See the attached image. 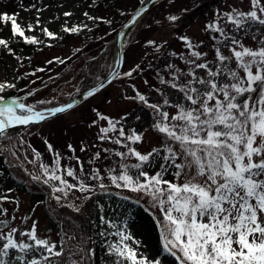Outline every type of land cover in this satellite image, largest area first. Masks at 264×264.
I'll list each match as a JSON object with an SVG mask.
<instances>
[{"label": "snow or ice", "instance_id": "1", "mask_svg": "<svg viewBox=\"0 0 264 264\" xmlns=\"http://www.w3.org/2000/svg\"><path fill=\"white\" fill-rule=\"evenodd\" d=\"M250 4L248 12L233 9L220 14L221 19L233 26L231 35L219 19L206 25L208 30L219 33V37L213 36L217 41L214 61L208 62L207 54L198 51V46L190 38L181 37L188 55L179 54V58L187 70L169 63L165 66L168 78L158 73L159 83L164 86L163 89H154L160 97L159 102H150V98L138 90L134 96L126 97L151 109V127L162 138L160 147L141 153L131 145L141 143L143 133L135 129L126 133L120 121L99 116L107 121V126L100 128L98 139L109 140L126 149L113 153L120 157V170L117 174L116 168L108 169L107 179L116 188L141 192L151 199L153 207L162 213L160 238L163 248L175 257L178 264H264V3L250 0ZM64 16L69 17L71 13L65 12ZM168 19L175 22L178 17ZM0 21L10 22L13 35L22 37L26 43H39L35 36H25L16 14L0 13ZM36 23L39 25V17ZM254 26L257 31L252 38L259 37L255 49L245 46L236 35L240 32L247 35ZM28 30H33L32 24L28 25ZM63 30L76 33L81 26ZM42 31L47 37L56 38V34L47 28ZM148 43L155 45L154 41ZM0 46L8 47L7 41L0 39ZM156 47L159 50L160 46ZM222 48H228L230 55H224ZM233 61L235 67H231ZM138 68L139 65L123 75L131 77ZM14 87V84L0 83V93ZM102 87L103 83L99 85ZM99 88L90 89L86 96H92ZM133 88L135 90V86ZM253 94H256L255 100ZM73 106L68 103L39 109L36 104H25L19 98L6 100L0 95V137H5L9 129L39 124ZM110 133L117 135L113 138ZM48 148L51 151L52 146L49 144ZM109 151L105 149V152ZM129 158H135L137 162L124 163ZM60 159L57 153L53 167L41 164L42 176L32 179L42 181L54 193L63 196L72 189L81 193L92 192L95 187L106 189L105 177L99 169H92L85 176L83 163L77 158L81 174L78 175L72 167L61 168ZM157 164L159 170L153 172ZM185 169L195 171L180 184L176 181L185 175ZM167 175L174 179L168 180ZM66 177L77 182L70 183ZM87 180L97 184L90 185ZM54 181L59 182L58 185H53ZM61 198L55 196L58 202ZM5 199L7 197H0V201ZM68 207L80 211L73 205ZM6 212L0 208V216ZM101 222L116 227L103 217ZM9 225V220L0 219V264H88L82 249L79 250L80 261L72 258L75 254L67 248V242L75 241L73 236L65 234L66 238H62L57 250L56 243L37 236L35 221L27 231ZM17 233L21 237L19 240ZM110 234L119 237L108 245V254L116 257L114 264H160L131 247L127 241L132 240L137 246L140 242L125 229L117 228ZM37 252L39 256L33 255ZM94 254L93 250H88L89 258Z\"/></svg>", "mask_w": 264, "mask_h": 264}, {"label": "rangeland", "instance_id": "2", "mask_svg": "<svg viewBox=\"0 0 264 264\" xmlns=\"http://www.w3.org/2000/svg\"><path fill=\"white\" fill-rule=\"evenodd\" d=\"M202 1L206 0H167L164 3L161 2L155 12L162 17L163 23L156 29L151 28L146 31H142L141 24L127 36L125 40L127 46L126 57L118 78H115L104 88L96 91L92 96L67 112L51 117L39 124H31L18 131L19 133L7 144L8 153L10 154L9 159H1L2 161H0V197H7V199L0 201V208L7 210L5 215L0 216V219L9 220V227H15L20 231L30 230L33 221H35L37 236L56 243L57 250L59 249L61 242L59 229L57 224L48 216L44 205L34 199V192L38 190V186L32 179L34 176H42L41 164L49 167L54 166V157L57 153L61 158V168L72 167L78 175H81L80 164L77 162L78 158L83 163L85 176L92 169H99L101 175L105 177L103 180L106 185L105 190L95 187L92 192L88 193H81L72 189L69 190L67 196H63L61 193H54L49 186L54 197H62L59 202L57 201L58 205L71 212L78 221L85 222L87 219L92 220L93 217L95 218V203H99L100 194L103 197L104 194L114 195L116 200L124 197L136 200L142 198L144 193L130 191L126 188H116L107 179L108 169L116 168L117 174L120 170V157L115 156L113 153L115 151H126V149L113 144L109 140L101 141L98 139L100 128L107 126V121L99 119V116L103 115L120 121L126 133H131L133 129L138 133H143V141L131 145L141 153H147L152 148L161 146V136L151 127L153 123L151 109H146L138 101L126 97L134 96L136 90H138L149 97L150 102H159L160 97L154 91L155 87L152 86L159 83L156 77L159 71L141 70L154 59H161V53L176 29L177 25L173 24H179L180 22L178 19L172 22L168 19L170 15L167 14L178 12L182 7H190L198 2L204 3ZM261 2L264 3V0H261ZM122 5L124 8L115 9L110 3L104 13L108 18L110 15L112 16L111 23L104 27V33L109 42L114 38L115 25L119 21L120 15H122L119 10L126 9L128 14L133 6L132 4L128 7L129 3ZM129 8L130 10H127ZM214 9L209 10L208 14L197 16L185 31V36L190 38L193 44H198L199 48L197 50L207 54L206 59L208 62L215 60L214 45L217 41L214 45H209L205 41L208 35L206 25L219 19L225 30L231 35L234 33L233 26L229 25L225 19H221L220 14L233 9L248 12L251 9V4L250 0H223L215 11ZM65 12L71 13V16L65 17ZM0 13L16 14L17 23L24 29L25 36H35L39 41L37 44H32L36 51L33 55L26 53L27 50L21 46L14 53L11 52L10 44L14 42L18 35H13L10 22L0 21V39H4L8 43V47L0 46V83L7 82L15 85L14 88L5 89L0 95L5 98H19L25 104H36L38 106L56 99L63 102L84 90L81 87V75L78 74V70L85 65L83 73L87 72L89 75V66L93 63V58L85 61L79 59L76 55L69 61L67 59L68 51L76 45L77 39L73 38L74 35L69 37L74 33L65 32L63 29L65 27L81 26L80 31L89 33L96 27L100 16L99 12L89 7L87 0H0ZM85 13L88 16H85ZM38 17L39 25L36 23ZM88 17L96 19L93 20ZM29 24L33 25L31 31L28 30ZM84 25H87V27H83ZM43 28H47L56 34V38L47 37L42 31ZM256 31L257 28L254 26L247 35L243 32L236 33V35L245 46L255 49L259 45V37L256 40L252 38ZM18 38L24 40L22 37L18 36ZM149 41H154L155 45L149 44ZM202 42L204 43L202 44ZM156 46H160L159 50ZM109 50L111 51L110 55H108ZM222 52L226 56L230 55L228 48H222ZM114 53L115 44H112L104 53L100 52L98 54V64L102 65L106 72L110 70L114 63ZM60 54L63 56V62L58 63L54 59ZM49 61H52V63H48ZM67 62L68 64L65 66ZM179 63L181 64V61ZM51 65L56 66L50 70L54 72L53 75L48 77L47 74L42 72H45V69ZM138 65L139 68L133 72L131 77L123 75V73L136 69ZM62 66L64 67L62 68ZM231 67H235V62L231 64ZM37 69L44 70L37 71ZM200 74L203 75V73ZM104 76L99 67L93 75V82L101 80ZM20 77L23 78L21 81ZM130 81L132 82L129 83ZM133 86H135V90ZM29 92L32 94L28 95ZM39 101L45 103L39 104ZM48 107L52 106H43L40 109ZM169 111L174 112L175 109H169ZM137 117H140V119L138 120ZM93 121L96 123H93ZM117 127H120V125H117ZM109 135L115 138L117 134L110 133ZM1 139L2 137H0V156L5 153V147L2 146ZM49 144L52 146L51 151L48 148ZM69 145H71V148H69ZM82 148L83 151H81ZM105 149L110 151L105 152ZM37 153L39 154L38 157ZM97 153L100 154L99 157L96 156ZM10 158L19 163L20 166L11 162ZM136 162L135 158L124 161L129 165ZM155 170H159L158 164L153 172ZM194 171V169L191 172L185 169V175H182L176 182L184 183L185 179L190 178ZM66 178L70 183L77 182L71 177ZM166 178L168 180L174 179L172 175H167ZM86 182L90 185L97 184L96 181L91 180ZM52 183L58 185L59 182L54 181ZM85 196L91 198L85 199ZM68 205L78 207L80 211L76 212ZM114 208H117L116 204L107 207L105 212L107 218H114ZM13 216L15 217L14 220L12 219ZM25 217L27 219H24ZM160 221H162V213L158 208L153 207L150 200L147 208L137 212L136 215L122 213L112 223L116 227H111L110 233H115L117 228L125 229L136 241L140 242L137 246L132 240L127 241L131 247L137 248L139 254L146 256L150 261L158 260L160 264H178L175 257L163 248L160 238ZM90 224L93 225L89 221V228H86L87 237L90 239L88 250H93L90 235L92 226ZM4 230L7 231L8 229ZM16 238L17 240L21 239L19 233H17ZM23 239L27 240V237H23ZM117 240H119L118 236L110 234L109 241H111V244ZM67 248L75 254L72 258L80 261L71 247L67 245ZM13 255H15V252H13ZM33 255L39 256V253H33Z\"/></svg>", "mask_w": 264, "mask_h": 264}, {"label": "trees", "instance_id": "3", "mask_svg": "<svg viewBox=\"0 0 264 264\" xmlns=\"http://www.w3.org/2000/svg\"><path fill=\"white\" fill-rule=\"evenodd\" d=\"M89 7H92L94 10L99 12V20L96 25V27L90 31L89 33L85 31H78L77 33H74L70 35L69 37H74L77 39L76 45H74L71 49L68 51L67 59L70 61L74 56L77 55L79 59L83 60H90L93 58V63L91 66H89L90 74L83 73L82 66L78 71V74L81 75V87L86 89L93 83V75L96 73L97 69L100 67V72H102L104 75H106L108 72H106V69L102 67V65L98 64V54L103 50V48L108 43V39L105 36L104 33V27L105 25H109L112 20V16L110 15L109 18L104 13L106 12V8L109 6L110 3H112V7L115 9H122L124 6L122 4L129 3L128 7H130L132 4L131 11L127 14L126 9L119 10V12L122 14L120 15L119 21L115 25V33L118 31V29L129 19L131 14L134 12V10L138 7V5L143 0H87ZM167 0L161 1L162 3L166 2ZM132 2V4H131ZM155 4L151 8L147 10V12L142 16V18L137 21L134 28L131 32L135 31V28L139 27L141 24L142 31L150 30L151 28H157L159 25L163 23V19L160 15L156 14L155 11H157L158 6L160 3ZM204 3L198 2L190 7H182L180 11L178 12H170L167 15L170 16H177L178 20H180L179 24H173L177 25L175 31L172 34L171 40L167 43L164 50L161 53V59L156 58L152 62H149L148 65L143 68L141 71H155L158 70L160 74L164 75L165 78H168L167 72H165V66L169 63H172L176 65L177 67L187 70L186 65L184 64L183 60L179 58V54H183L185 56L188 55V50L185 46V43L183 40H181V37L185 36V31L189 27V24L199 15H205L209 13V10L213 8H217L223 0H206L202 1ZM210 8V9H209ZM214 9V11H215ZM127 10H130L127 9ZM173 22V21H172ZM112 29V30H114ZM207 37L205 38V41L209 45H214L216 40L213 39V36L219 37V33H214L207 29ZM76 34V35H75ZM79 36V37H76ZM68 37V38H69ZM204 42H202L203 44ZM21 46L23 49H26V53H31L32 55L36 52L35 48L32 44L26 43L24 40H21L18 38V36L15 38L14 42L10 44V51L15 52V50L18 49V47ZM198 46V44H197ZM199 48V46H198ZM197 48V49H198ZM126 51L127 46H125L124 51V61L126 57ZM172 53H176V56L171 55ZM111 54V51L109 50L108 55ZM59 58V59H56ZM54 59V61L61 63L63 61V56L58 55ZM181 61V64L179 61ZM234 62V61H233ZM232 62V63H233ZM68 64L65 63V66ZM56 65H51L49 68L45 69V72H42L44 74H47L48 77L53 75V71H50L51 69H54ZM64 66H62L63 68ZM82 69V70H81ZM121 74V73H120ZM119 74V75H120ZM156 77L159 80L158 75ZM118 78V76L116 77ZM23 78L20 77V81ZM130 81L129 83H131ZM155 88H161L163 89V85L160 83L153 84ZM254 98L256 99V94H254ZM253 98V99H254ZM254 99V100H255ZM51 103L45 104V105H38V108H42L43 106H55L60 103L59 99L56 100H50ZM17 133H11L4 137V140L6 143H9L11 139L18 134ZM5 156L2 154L0 156V161L4 160ZM2 159V160H1ZM35 184L38 186V190L34 192V199H37V201H40L48 214V216L57 224V227L59 229V233L62 238H66L65 234H68L70 236L75 237V241H69L67 242V245L71 247L72 251H74L79 259H81L79 255V250L84 248V251L86 252L85 259L88 261V264H114L116 257L110 256L108 254V245L111 244V241H109L110 237V229L108 223H102L101 217L104 218L105 221H111L112 223L121 216L122 213H130L136 215L137 212L141 211L144 208H147L148 204L150 203V198L143 194L142 198L139 200L132 199V198H121L119 200L114 199V195H106L104 194V197L102 194L99 196V203H95V212L92 220H85V222L78 221L71 212H68L63 208V206H59L57 203V200L55 199L54 195L52 194V191L49 187V185L44 184L42 181H35ZM24 188V186H22ZM115 201V202H114ZM117 205V208H114V218L112 217H106L105 212L107 210V207L109 205ZM89 221L92 222L93 225L91 228V239L93 244V251L94 256H91L89 258L88 255V244L90 243L89 237H87V229L89 228ZM100 233H105V235H100ZM77 245H79V249L77 248ZM72 253V252H71ZM92 261V263H91Z\"/></svg>", "mask_w": 264, "mask_h": 264}, {"label": "water", "instance_id": "4", "mask_svg": "<svg viewBox=\"0 0 264 264\" xmlns=\"http://www.w3.org/2000/svg\"><path fill=\"white\" fill-rule=\"evenodd\" d=\"M159 1H161V0H144L138 6V8L135 10V12L133 13V15L127 20V22L119 29V31L116 34L115 39L112 40L105 47V49L108 48V47H110L112 43H114L116 45V50H115V53H114V63L112 65L109 73L104 78H102L100 81L95 82L91 87H89L85 91L81 92L80 94H78L74 98L69 99L68 101H66V102H64V103H62V104H60V105H58L56 107L63 106V105L68 104V103H73L74 106L78 105L83 100H85L86 98H88L86 96L87 91H89L90 89H93V88H99V85L101 83H103V85L106 86L108 83H110L117 76V74L120 72V70L122 68V65H123V60H124V40L126 38V35L131 30V28L134 26V24L145 14V12L150 7H152L153 5H155L156 3H158ZM137 13H140V15L137 16ZM133 21H135V22H133ZM99 89H101V88H99ZM58 114H61V113H57L56 115H58ZM21 127H23V126H17L15 128L9 129L8 132H10L12 130L20 129Z\"/></svg>", "mask_w": 264, "mask_h": 264}, {"label": "bare ground", "instance_id": "5", "mask_svg": "<svg viewBox=\"0 0 264 264\" xmlns=\"http://www.w3.org/2000/svg\"><path fill=\"white\" fill-rule=\"evenodd\" d=\"M115 50H116V46H115Z\"/></svg>", "mask_w": 264, "mask_h": 264}]
</instances>
